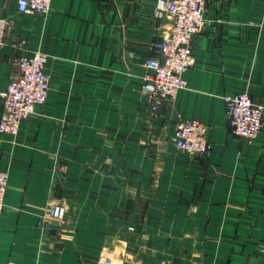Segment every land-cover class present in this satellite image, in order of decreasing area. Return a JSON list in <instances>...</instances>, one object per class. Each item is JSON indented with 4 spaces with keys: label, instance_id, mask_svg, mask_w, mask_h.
<instances>
[{
    "label": "crops",
    "instance_id": "obj_1",
    "mask_svg": "<svg viewBox=\"0 0 264 264\" xmlns=\"http://www.w3.org/2000/svg\"><path fill=\"white\" fill-rule=\"evenodd\" d=\"M155 2L51 0L24 15L0 0V87L35 51L50 75L44 103L0 134V264H96L103 250L112 264L262 262L264 0H206L184 87L148 102L143 65L170 23ZM243 92L263 108L252 142L230 132L223 100ZM190 119L207 127L202 157L174 147ZM48 203L64 206L61 220Z\"/></svg>",
    "mask_w": 264,
    "mask_h": 264
},
{
    "label": "built area",
    "instance_id": "obj_2",
    "mask_svg": "<svg viewBox=\"0 0 264 264\" xmlns=\"http://www.w3.org/2000/svg\"><path fill=\"white\" fill-rule=\"evenodd\" d=\"M16 9L24 15H45L51 9V0H14ZM205 0H156L154 17L167 16L172 22L171 31L153 43L158 58H149L145 64L154 70V77L141 86L148 100H166L182 87L181 74L194 61L191 40L206 26L204 18ZM8 18L0 16V48L4 43ZM24 42L13 44L19 48ZM45 56L33 52L17 60V75L0 87V132L14 134L18 121L30 114L34 107L43 102L47 89V76L43 73ZM191 64V65H190ZM230 132L252 142L262 127L263 108L254 103L248 92L223 97ZM165 102V101H164ZM152 107L151 110H155ZM175 147L187 153L204 156L209 149L205 132L207 127L198 120H182L175 125ZM190 155V154H189ZM7 173L0 171V207ZM1 210V209H0ZM104 251V250H103ZM101 252L96 264H112L111 258ZM264 264V249L262 250ZM4 264H14L6 262Z\"/></svg>",
    "mask_w": 264,
    "mask_h": 264
},
{
    "label": "bare ground",
    "instance_id": "obj_3",
    "mask_svg": "<svg viewBox=\"0 0 264 264\" xmlns=\"http://www.w3.org/2000/svg\"><path fill=\"white\" fill-rule=\"evenodd\" d=\"M205 3H206V0H205ZM205 3H204V11H205ZM154 7V6H153ZM152 10H153V8H152ZM157 18H160V17H157ZM171 28H172V22H171V20H170V23H169V26H168V28H166L167 29V31L165 32V33H163L162 34V36L161 37H164L165 35H167L170 31H171ZM196 36V34L194 35V37ZM193 37V38H194ZM193 38H192V40H193ZM159 40V39H158ZM192 40H191V52H192ZM157 41V40H156ZM155 42V41H154ZM153 42V43H154ZM153 43H152V48H153ZM4 46V43H3V45L1 46V48ZM153 50L156 52V53H158L154 48H153ZM37 52H39V51H37ZM41 53V52H40ZM42 54V53H41ZM159 54V53H158ZM44 55V54H43ZM192 55H193V53H192ZM45 56V55H44ZM46 58V57H45ZM193 58H194V56H193ZM147 59H149V58H147ZM146 59V60H147ZM146 60H145V62H146ZM45 62V61H44ZM145 62H144V64H145ZM193 63H194V61H192V65H193ZM190 64V65H191ZM191 65V66H192ZM190 66V67H191ZM143 68H144V70H145V75H144V79H143V83H144V81H145V83L146 82H148L149 81V79H152L153 77H154V70L153 69H151V68H149L148 66H146V65H143ZM42 71H43V73L47 76V78H48V81H47V89H46V92H45V98H44V100H43V102L42 103H40V104H38V105H36L35 107H34V109H33V111L30 113V114H28L27 116H25V117H23V118H21L19 121H18V125H17V130H16V132L14 133V134H11V133H2V132H0V134L1 135H10V136H13V135H15L16 133H17V131H18V127L20 126L19 125V122L21 121V120H23V119H26V118H28V117H31L34 113H35V111L38 109V107H40L43 103H44V101L46 100V98L48 97V93H49V83H50V75L44 70V64H43V69H42ZM186 72V71H185ZM184 72V73H185ZM184 73H183V75H184ZM181 79H182V87L180 88V89H178L177 91H176V93L172 96V97H170V98H168V99H166V101H168V100H173L174 98H175V96H176V94H177V92L179 91V90H181L183 87H184V76H182V74H181ZM143 83H142V85H143ZM141 85V86H142ZM140 91H141V93H142V95L147 99V101L148 102H153V101H150V100H148V98H147V95L143 92V90H142V88L140 87ZM234 95V94H233ZM231 96V95H230ZM158 100V99H157ZM0 106L2 107V110H3V106H2V103L0 102ZM226 109V108H225ZM0 114H1V112H0ZM227 116V115H226ZM1 117V116H0ZM191 120V119H190ZM179 121H182V120H179ZM179 121H177V122H179ZM199 121V120H198ZM176 122V123H177ZM200 122V121H199ZM202 123V122H201ZM176 125V124H175ZM174 130H175V126H174ZM205 135H206V132H205ZM257 135H258V133L256 134V136H255V138L257 137ZM173 136H174V140H175V131L173 132ZM254 138V139H255ZM205 139H206V136H205ZM174 147H175V143H174ZM176 148V147H175ZM177 150V149H176ZM180 152H183V153H187V152H185V151H183V150H179ZM187 154H193V153H187ZM195 154V153H194ZM0 171H2V172H4V173H7L6 171H4V170H0ZM7 175H8V173H7ZM7 183H8V179H6V182H5V185H4V193H2V196H1V207H0V218H1V216H2V214H3V208H4V196H5V193H6V188H7ZM64 213H65V208H64V206L62 205V204H58V203H48V206H47V208H46V215L49 217V218H51V219H56V220H61L63 217H64ZM109 257H110V253H109V251L108 250H105L104 251ZM98 261V260H97ZM97 263V262H96Z\"/></svg>",
    "mask_w": 264,
    "mask_h": 264
}]
</instances>
